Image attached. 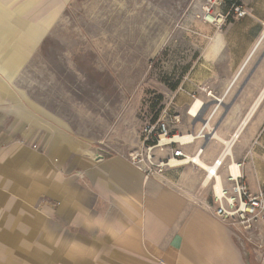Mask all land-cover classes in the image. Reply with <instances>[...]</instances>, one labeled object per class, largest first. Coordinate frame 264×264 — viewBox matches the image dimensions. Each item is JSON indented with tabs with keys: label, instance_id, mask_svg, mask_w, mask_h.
I'll use <instances>...</instances> for the list:
<instances>
[{
	"label": "crops",
	"instance_id": "obj_1",
	"mask_svg": "<svg viewBox=\"0 0 264 264\" xmlns=\"http://www.w3.org/2000/svg\"><path fill=\"white\" fill-rule=\"evenodd\" d=\"M13 2L0 0V237L5 254L24 256L28 264H247L232 231L198 205L200 199L179 189L186 172L181 178L177 169L163 181L145 180L125 158L97 159L63 121L17 87L45 30L30 22L29 14L28 21L23 18L38 0L11 8ZM58 2L43 4L51 9ZM245 4L246 16L221 30L199 21L202 53L174 107L187 104L202 83L231 104L215 138L195 147L203 144V162L212 163L222 142L237 135L232 156L244 162L245 181L257 193L264 189V0ZM222 114L217 112L215 126ZM188 124L196 131L201 127L189 118Z\"/></svg>",
	"mask_w": 264,
	"mask_h": 264
},
{
	"label": "rangeland",
	"instance_id": "obj_2",
	"mask_svg": "<svg viewBox=\"0 0 264 264\" xmlns=\"http://www.w3.org/2000/svg\"><path fill=\"white\" fill-rule=\"evenodd\" d=\"M38 1L23 18L28 21L29 14V21L45 31L17 87L63 121L97 159L128 160L142 147L144 128L156 122L155 116L181 103L186 76L202 53L203 0H54L58 7L51 9ZM189 98L174 107L184 118L180 131L190 128ZM178 170L179 178L187 173L181 191L213 204L210 187L202 184L203 171ZM263 233L260 225L249 240L233 235L247 264H264ZM3 242L0 237V263L28 264L24 256L5 254Z\"/></svg>",
	"mask_w": 264,
	"mask_h": 264
},
{
	"label": "built area",
	"instance_id": "obj_3",
	"mask_svg": "<svg viewBox=\"0 0 264 264\" xmlns=\"http://www.w3.org/2000/svg\"><path fill=\"white\" fill-rule=\"evenodd\" d=\"M199 12L198 18L217 30H221L230 20L241 19L247 14L245 0H203ZM190 97L192 103L189 107L198 99L202 100L201 108L212 100L217 102L211 110L202 115V118L206 119V124L198 123L201 127L197 131L194 128L180 131L184 122L183 115L175 111L174 107L166 108L156 122L144 128L143 145L129 154L128 161L143 174L145 180L161 181L167 172L186 166L199 168L204 173L203 186L211 189L213 204L206 205L201 200L196 203L227 226L234 236L249 240L250 235L257 232L260 225H264V189L257 193L250 190L243 173L244 162L235 160L232 153H228V145L225 143L217 159L207 163L215 168L213 173L195 162L196 157H201L203 160L205 150L203 144L195 147L196 142L204 143L209 135L211 136L209 140L215 136L214 120L217 112L222 108L224 98L216 96L207 83L199 85ZM189 107L186 115L192 123L200 117L204 108L191 113ZM185 135L193 137L189 141L175 140L176 137ZM235 137L236 135L228 140L231 149ZM233 166L237 167V171L233 172ZM218 178L222 180L220 191L217 190Z\"/></svg>",
	"mask_w": 264,
	"mask_h": 264
},
{
	"label": "bare ground",
	"instance_id": "obj_4",
	"mask_svg": "<svg viewBox=\"0 0 264 264\" xmlns=\"http://www.w3.org/2000/svg\"><path fill=\"white\" fill-rule=\"evenodd\" d=\"M201 105H202V100L198 99V100L193 104V106L189 107V109L191 110V113H195V112H197V111L201 108ZM203 108H205V107H203ZM203 108H201V110H202ZM192 137H193V136H191V135H189V136H188V135H185L184 137H180V136H178V137H176L175 140L189 141V140L192 139ZM236 137H237V135H236ZM236 137H235V138H236ZM214 138H215V136H214ZM223 143H225V144L228 145V146H227V151H228V153H231V143H229L228 141H225V142H223ZM195 162H196L197 164H199L201 167L206 168V169H208L209 171H212V173L215 171V168H213V166H209V165L205 164V163L203 162V160L201 159V157H196ZM235 171H237V167H236V166H233V172H235ZM221 184H222V180H221V178H218V187H217V190H218V191H220V186H221Z\"/></svg>",
	"mask_w": 264,
	"mask_h": 264
},
{
	"label": "water",
	"instance_id": "obj_5",
	"mask_svg": "<svg viewBox=\"0 0 264 264\" xmlns=\"http://www.w3.org/2000/svg\"><path fill=\"white\" fill-rule=\"evenodd\" d=\"M216 104H217V102H209V103L205 106V108H204L202 114L200 115V117H199V118H196V119L194 120V122H193L194 125H196V124H198V123L206 124V119L202 118V115H203L204 113L208 112V111L212 108V106H214V105H216ZM221 107L223 108V114H222L221 118L219 119L218 124H217V125L215 126V128H214L215 132L217 131L218 126L221 124V122L224 120L225 116H226L227 113L229 112V110H230V108H231V104H224V103H222V104H221ZM210 137H211V136L209 135V136L206 138V141H208V140L210 139Z\"/></svg>",
	"mask_w": 264,
	"mask_h": 264
},
{
	"label": "trees",
	"instance_id": "obj_6",
	"mask_svg": "<svg viewBox=\"0 0 264 264\" xmlns=\"http://www.w3.org/2000/svg\"><path fill=\"white\" fill-rule=\"evenodd\" d=\"M158 115H159V114H157V115L155 116V120H157V118H158Z\"/></svg>",
	"mask_w": 264,
	"mask_h": 264
}]
</instances>
